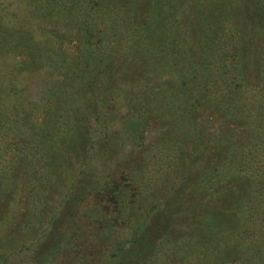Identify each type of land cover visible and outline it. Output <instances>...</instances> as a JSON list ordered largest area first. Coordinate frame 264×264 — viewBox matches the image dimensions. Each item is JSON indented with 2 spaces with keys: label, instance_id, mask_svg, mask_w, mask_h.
<instances>
[{
  "label": "trees",
  "instance_id": "trees-1",
  "mask_svg": "<svg viewBox=\"0 0 264 264\" xmlns=\"http://www.w3.org/2000/svg\"><path fill=\"white\" fill-rule=\"evenodd\" d=\"M206 2L212 10L184 16ZM19 4L24 11L0 9V56L14 58L9 75L21 86L8 109L0 98V209L23 189L15 228L47 221L44 260L87 225L98 241L90 255L97 250L101 264H153L167 251L185 264L197 253L201 264H264V0ZM36 29L79 44L72 54L64 41L38 40ZM38 82L43 95L30 100ZM202 107L230 135L203 142L210 146L202 167L187 165L177 188L145 206L138 191L151 167L166 176L188 142L198 152L194 116ZM164 123L172 132L145 156L120 157L122 135L142 144L150 124ZM208 189L214 196L204 199Z\"/></svg>",
  "mask_w": 264,
  "mask_h": 264
},
{
  "label": "rangeland",
  "instance_id": "rangeland-1",
  "mask_svg": "<svg viewBox=\"0 0 264 264\" xmlns=\"http://www.w3.org/2000/svg\"><path fill=\"white\" fill-rule=\"evenodd\" d=\"M20 0H0V9L3 11L2 13L5 15H11L9 12L13 10L14 12H18L19 9L24 11L23 5L20 6ZM213 3L206 2L203 7L196 5L192 8H185L183 14L184 16L189 12L191 16H194L198 12V10H212ZM181 15V14H180ZM6 19H8L6 17ZM34 36L38 39H45L48 44L56 45L60 41H64L62 43L63 49L69 51L70 53H74L76 47L79 42L76 41L75 38L67 41L60 40L59 37L53 35L51 31L48 29V33L46 35H41L38 29L35 30ZM51 35V36H50ZM187 36V33H186ZM14 61V58L11 56H0V98L3 100L5 107L8 109L10 107V99L12 98V91H15V87L21 88L19 85H14L15 81L11 80V75L9 72L11 71V66ZM27 77V74L22 76V79ZM167 76L164 77L166 79ZM163 79V78H162ZM160 83L164 82L163 80L158 81ZM21 83V82H20ZM38 84H32V90L30 100L38 101L41 99L43 95L42 83L38 82ZM1 88H4V91L1 92ZM129 90V89H128ZM125 90V91H128ZM139 89H136L137 91ZM8 93L9 96L6 95ZM9 99V100H8ZM119 107V112L116 115V128L118 130L123 129V119H125L124 115H127V105L126 100L121 99L117 103ZM194 123L196 125L195 132L198 133L199 138L201 139V144L198 147V152L194 150L195 146L193 142H188V151L185 154L184 161H175L170 164H166V168L168 171L165 176L163 170H159L156 168L154 171L151 167V171L146 176L145 184L142 185V190L138 191V193L145 195L146 200L144 202L145 206L149 205V203H160L163 201L167 195L171 192V189L177 188L178 185L182 183V179H184L188 172L187 165L193 163V171H195L202 167L205 162V157L208 154L209 146L203 145L204 143H209V140L218 139L219 136L223 134L230 135V129L223 124L220 116L216 115V112L213 113L209 109L207 110L205 107L197 111V114L194 116ZM151 127L147 128L145 132H142L143 143L135 145L133 143V137L129 136L127 133L122 135V152L120 157L126 158L130 157L135 152L139 153V157H143L145 153H147L151 146H155L159 143L162 136L164 138L168 135L172 130H170L168 123L162 124V126L157 127L150 124ZM231 129L234 128L233 125L230 126ZM165 130V131H163ZM141 134V133H139ZM137 140V139H136ZM213 152V150H212ZM197 154V157H196ZM199 154V155H198ZM192 158H195L194 161ZM160 167V165H157ZM153 170V171H152ZM158 179V180H157ZM147 181V182H146ZM184 185H186V181H184ZM223 186V185H222ZM221 188V187H220ZM215 189H208L207 194L204 195V199H211L214 196ZM55 206L60 204L59 199L54 202ZM25 206V193L22 188L18 189L16 196L13 199H10V203L7 205L3 204V209H0V216L2 215L3 219L0 220V264H101L103 263V259H99L97 255V250L93 255H90L92 252V247L97 245V240H93L90 236L92 230L86 227H82L78 229V232L75 233V237L73 239L72 244L68 243L64 245L61 251H56L51 255L47 260H44L43 250L41 247L44 243V238L46 233L48 232L49 224L47 221H43L39 227L30 228L26 230H21L16 227V223L22 218V206ZM152 205V204H151ZM150 205V206H151ZM25 210V209H24ZM6 212V214L4 213ZM54 211L52 210L48 215L47 219L53 216ZM127 233V232H125ZM123 233V234H125ZM8 235L12 238L9 239ZM101 245V243H100ZM109 248V247H107ZM171 251V247H170ZM199 253L194 257H190L189 261L191 264H201L199 259H197ZM219 257L213 256L212 262H215ZM45 261V262H44ZM185 260H179L173 258L172 254L169 251L166 252L165 255H161L160 257H156L153 264H185ZM226 264H243L239 260H227Z\"/></svg>",
  "mask_w": 264,
  "mask_h": 264
}]
</instances>
